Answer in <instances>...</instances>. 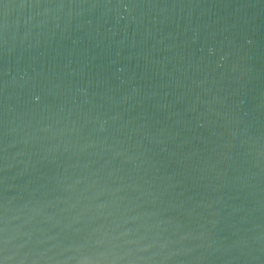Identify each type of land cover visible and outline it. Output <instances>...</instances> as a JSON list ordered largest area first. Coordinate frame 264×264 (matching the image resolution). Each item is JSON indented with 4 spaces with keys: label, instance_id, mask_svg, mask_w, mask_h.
<instances>
[{
    "label": "water",
    "instance_id": "obj_1",
    "mask_svg": "<svg viewBox=\"0 0 264 264\" xmlns=\"http://www.w3.org/2000/svg\"><path fill=\"white\" fill-rule=\"evenodd\" d=\"M0 260L264 264V0H0Z\"/></svg>",
    "mask_w": 264,
    "mask_h": 264
},
{
    "label": "clouds",
    "instance_id": "obj_2",
    "mask_svg": "<svg viewBox=\"0 0 264 264\" xmlns=\"http://www.w3.org/2000/svg\"><path fill=\"white\" fill-rule=\"evenodd\" d=\"M35 100H36V101H39V100H40V96H36V97H35Z\"/></svg>",
    "mask_w": 264,
    "mask_h": 264
},
{
    "label": "snow or ice",
    "instance_id": "obj_3",
    "mask_svg": "<svg viewBox=\"0 0 264 264\" xmlns=\"http://www.w3.org/2000/svg\"><path fill=\"white\" fill-rule=\"evenodd\" d=\"M0 264H4V261L3 260H0Z\"/></svg>",
    "mask_w": 264,
    "mask_h": 264
}]
</instances>
